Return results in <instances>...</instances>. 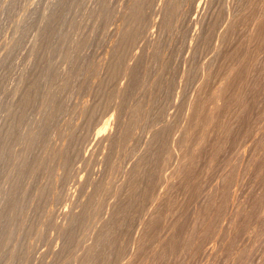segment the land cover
Here are the masks:
<instances>
[{
    "label": "rangeland",
    "instance_id": "1",
    "mask_svg": "<svg viewBox=\"0 0 264 264\" xmlns=\"http://www.w3.org/2000/svg\"><path fill=\"white\" fill-rule=\"evenodd\" d=\"M0 264H264V0H0Z\"/></svg>",
    "mask_w": 264,
    "mask_h": 264
},
{
    "label": "bare ground",
    "instance_id": "2",
    "mask_svg": "<svg viewBox=\"0 0 264 264\" xmlns=\"http://www.w3.org/2000/svg\"><path fill=\"white\" fill-rule=\"evenodd\" d=\"M197 117V116H196ZM218 119V118H217ZM101 139V138H100ZM73 215V214H72Z\"/></svg>",
    "mask_w": 264,
    "mask_h": 264
}]
</instances>
